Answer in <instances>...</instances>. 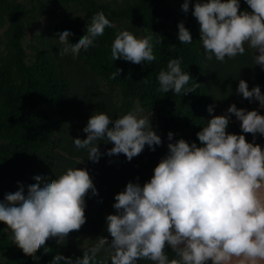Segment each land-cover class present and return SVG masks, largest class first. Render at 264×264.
<instances>
[{
  "label": "clouds",
  "instance_id": "9594fccd",
  "mask_svg": "<svg viewBox=\"0 0 264 264\" xmlns=\"http://www.w3.org/2000/svg\"><path fill=\"white\" fill-rule=\"evenodd\" d=\"M251 9L240 11V0H195L191 15L199 24L200 44L206 60L225 62L245 53V43L255 50L254 64L264 70V0H244ZM190 0H184L181 10L187 14ZM112 22L103 11L87 21L86 33L75 42L68 39L70 27L59 30L58 49L61 53L78 55L94 46L105 28ZM177 38L181 45L191 44L192 36L183 22L178 23ZM153 36L137 38L122 30L115 36L110 58L133 64L156 60ZM161 41H157L160 43ZM181 58L170 59L166 70L157 75L158 92L186 95L193 87L181 69ZM116 69L110 79L120 76ZM197 84L195 86H199ZM236 94L264 108V93L259 86L249 90L239 79ZM133 111L112 119L96 111L87 121L85 139L72 138L76 150H86L87 159L98 162L102 155L98 141L114 146L108 156L124 154L128 161L138 156L147 145L155 151L162 144L150 123L152 112L135 102ZM196 133L200 145L185 139L172 142L174 133L167 134L168 152L153 169V175L143 186L129 182L116 194L112 207L115 214L105 217L106 231L111 240L98 237L83 250L82 257H66L57 253L49 264H137L141 259L153 264H226L232 257L257 264L264 261V146L255 143L256 134L264 137V115L257 110L238 109L230 105L224 115H213ZM235 116L241 133L253 134L247 142L244 134L226 132ZM111 125V126H110ZM35 180L8 193L0 202V222L10 230L14 241L26 253L39 261L36 250L47 240L56 238L62 245L68 234L79 230L86 222L85 196H98L87 169L69 167L59 176L43 178L33 173ZM138 179V178H137ZM106 258L98 259L102 249ZM166 246L174 253L169 259Z\"/></svg>",
  "mask_w": 264,
  "mask_h": 264
},
{
  "label": "trees",
  "instance_id": "16d2710c",
  "mask_svg": "<svg viewBox=\"0 0 264 264\" xmlns=\"http://www.w3.org/2000/svg\"><path fill=\"white\" fill-rule=\"evenodd\" d=\"M184 0H142L138 4L124 8H112L96 0H32L30 7L24 3L0 0V14L10 20L9 45L16 51L13 64L21 80L20 92L13 95L5 91L0 95V139L6 140L14 128L21 129L19 141L0 143V185L8 175L29 170L42 159L43 154L51 151L56 144L60 119L70 111V83L62 67L54 59L44 57L37 69H30L24 63V50L21 46V31L24 19L40 9L50 12L56 7H68L76 3L86 10L88 17L99 11L112 22L134 21L148 35L153 36V53L156 60L133 64L110 58L111 44L117 35L113 26L105 28L104 34L97 38L94 46L87 51L81 49L74 55L91 72L99 76L109 87H118L123 97L135 98L144 111H155L157 131L167 141L168 132L174 133L175 142L185 139L200 145L196 133L201 131L209 116L207 107H214L217 115L221 106L214 96L208 82L209 66L204 57V50L199 42V24L191 15L195 0H190L189 12L181 10ZM176 11L180 16L176 17ZM240 11H248L240 2ZM173 21L169 27L165 22ZM183 22L190 31L192 43L181 45L177 38L178 23ZM86 33V27L77 35H68L75 40ZM157 41H161L157 43ZM181 58V69L187 72L190 80L186 87H193V92L186 95L163 93L156 89L158 73L166 70L170 59ZM116 69H121L120 76L110 79ZM200 84L199 86H195ZM243 109L241 105H236ZM261 146H264L261 145ZM0 222V254H8L12 262L5 264H49L59 253L66 257H82L83 252L64 250L54 238L46 241L43 248L36 250L39 261L31 253L24 252L19 245L11 241ZM171 250V249H170ZM105 252L98 253V259L106 258Z\"/></svg>",
  "mask_w": 264,
  "mask_h": 264
},
{
  "label": "rangeland",
  "instance_id": "374dc122",
  "mask_svg": "<svg viewBox=\"0 0 264 264\" xmlns=\"http://www.w3.org/2000/svg\"><path fill=\"white\" fill-rule=\"evenodd\" d=\"M17 3H24L30 7L32 0H11ZM101 4L109 5L112 8H124L135 5L142 0H96ZM251 12V9L240 0ZM180 13L176 11L178 18ZM89 20L88 14L83 7L72 3L68 7H56L50 12H44L40 9L24 19L21 31V46L24 50V63L30 69H37L44 57L54 59L62 67L70 83L69 113L60 119L57 131L55 147L51 151L43 154L42 159L38 161L33 168L24 170L18 174H11L6 177L0 185V202L8 193L15 192L21 183L25 185L36 179L33 173H43V178H55L64 173L67 168L87 169L90 178L97 189L98 196H92L89 191L85 196V217L86 222L77 231L70 232L66 241L60 245L64 250L71 252H83L90 247L98 237H104L111 240L106 231L105 217L109 214H115L112 205L115 203V195L122 192L127 183H140L141 186L150 180L153 175V169L160 160L167 154V141L157 131L156 112L143 111L139 115H148L152 112L150 123L153 130L161 137L162 144L156 147L153 152L148 146L131 161H128L124 154L108 156L107 150L112 148V143L105 144L104 141H98L99 150L102 155L98 162H92L87 159L86 150H76L72 138L85 139L87 134L83 132L87 121L96 111L105 112L110 118L116 119L136 107L135 98H125L122 96L118 87H109L96 74L88 70L80 61L74 58L70 53H61L58 49L62 46L59 41V30L67 26L73 29L69 34L77 35L85 28ZM169 27L174 25L173 21L165 22ZM9 27L10 20L0 14V95L9 91L13 95H18L21 87V80L18 71L13 64L16 51L9 45ZM113 28L118 34L122 30L133 33L137 38L146 36L142 27L134 21L115 22ZM245 53L237 55L225 62H219L213 57L207 60L209 66L208 82L214 96L219 100L221 110L215 116L224 115L227 108L232 105H241L248 111L257 110L264 115V108H261L258 101L242 98L236 94L239 79L248 83L249 90L259 86L264 93V70L254 64V49L244 45ZM139 107H141L139 105ZM211 117L207 118V120ZM206 120V121H207ZM111 126V125H110ZM226 132L232 134H244L247 142H253V134L241 133L240 122L235 116H231V121ZM6 140L0 139V143H12L19 141L21 129L14 128L10 131ZM255 143L263 145L264 137L256 134ZM138 178V179H137ZM5 227V226H4ZM7 226L5 227V229ZM11 234L10 230L7 231ZM56 240V238H54ZM102 249L109 255L108 251ZM166 254L169 259L174 258V253L166 246ZM12 262V257L8 254H0V264ZM137 264H153L152 261L141 259Z\"/></svg>",
  "mask_w": 264,
  "mask_h": 264
},
{
  "label": "crops",
  "instance_id": "0c3cea01",
  "mask_svg": "<svg viewBox=\"0 0 264 264\" xmlns=\"http://www.w3.org/2000/svg\"><path fill=\"white\" fill-rule=\"evenodd\" d=\"M242 258L232 257L226 264H240ZM245 264H250V262L245 261ZM257 264H264V261H258Z\"/></svg>",
  "mask_w": 264,
  "mask_h": 264
}]
</instances>
